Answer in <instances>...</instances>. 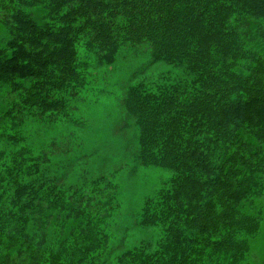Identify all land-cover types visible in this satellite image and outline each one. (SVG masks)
Segmentation results:
<instances>
[{
	"label": "trees",
	"instance_id": "1",
	"mask_svg": "<svg viewBox=\"0 0 264 264\" xmlns=\"http://www.w3.org/2000/svg\"><path fill=\"white\" fill-rule=\"evenodd\" d=\"M0 24V264H249L240 249L264 178V0H0ZM138 47L183 80L130 84L117 100L135 162L172 172L120 228L162 235L122 250L118 184L90 177L72 130L88 126L77 110L92 95L88 67Z\"/></svg>",
	"mask_w": 264,
	"mask_h": 264
},
{
	"label": "rangeland",
	"instance_id": "2",
	"mask_svg": "<svg viewBox=\"0 0 264 264\" xmlns=\"http://www.w3.org/2000/svg\"><path fill=\"white\" fill-rule=\"evenodd\" d=\"M27 7L28 10L31 7L35 8L34 11L38 12L40 16L46 12L41 4ZM8 35V30L0 24V42ZM259 38V42L263 41L261 37ZM139 48L123 49L112 65L93 63V67H88L92 71V76L89 78L93 84L92 95L85 96L89 102L83 100L77 107V110L82 112L79 113L86 116L88 126L85 127V130H72L74 135H78L74 141L82 142L79 146V154L88 155L87 170L92 173L90 177L96 178L103 175L104 182L107 179L109 182L118 184V199L122 211L115 217L113 231L117 241L124 239L122 250L147 242L155 245L158 240L157 236L162 235L159 234L158 228H151L152 233L144 232L138 228H130L127 231L120 230V228L134 224L133 218H129L127 213L132 210L130 216L133 217L137 211L142 209L146 198L156 195L161 188H164L163 186L172 176V172L157 166L135 162L128 146L131 138H135V127L132 120L129 124L122 125L124 113L119 105V95L130 84H143L155 91L175 82L182 83L183 80V72L180 67L164 61L147 60L148 56L146 53L144 54L146 50L139 52L137 51ZM261 50L264 53V48ZM136 69L139 71L130 75L132 70L134 72ZM87 107L89 108L87 109ZM62 129L64 132H69V130ZM260 187L263 190L254 191L255 194L252 195V211L259 217L255 220L253 227V231L256 233L250 238V242L241 245L240 249L241 255L245 256V259H249V264H264V178L261 180Z\"/></svg>",
	"mask_w": 264,
	"mask_h": 264
}]
</instances>
